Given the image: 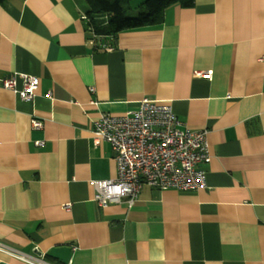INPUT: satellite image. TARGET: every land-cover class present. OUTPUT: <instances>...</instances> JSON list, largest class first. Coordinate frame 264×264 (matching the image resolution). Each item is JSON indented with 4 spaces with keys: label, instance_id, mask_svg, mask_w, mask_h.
I'll use <instances>...</instances> for the list:
<instances>
[{
    "label": "crops",
    "instance_id": "crops-1",
    "mask_svg": "<svg viewBox=\"0 0 264 264\" xmlns=\"http://www.w3.org/2000/svg\"><path fill=\"white\" fill-rule=\"evenodd\" d=\"M89 10L0 2V81L38 78L30 101L0 85V244L51 264H264V0L173 4L114 37L93 36ZM145 98L207 130L206 186L100 208L91 181L117 170L93 122Z\"/></svg>",
    "mask_w": 264,
    "mask_h": 264
},
{
    "label": "built area",
    "instance_id": "built-area-1",
    "mask_svg": "<svg viewBox=\"0 0 264 264\" xmlns=\"http://www.w3.org/2000/svg\"><path fill=\"white\" fill-rule=\"evenodd\" d=\"M0 85L19 99L30 101L38 78L25 75L17 87L16 78L8 77ZM31 123L34 128L41 127L37 119ZM93 133L96 143L105 141L111 146L117 170L113 179L91 181L93 200L100 208L113 203L131 207L144 186L179 191L206 186L201 165L211 159L207 130L189 129L166 102L145 98L136 109L122 115L103 113L93 122ZM35 144L44 146L43 141ZM0 252L25 264H51L44 255H26L2 244Z\"/></svg>",
    "mask_w": 264,
    "mask_h": 264
},
{
    "label": "trees",
    "instance_id": "trees-1",
    "mask_svg": "<svg viewBox=\"0 0 264 264\" xmlns=\"http://www.w3.org/2000/svg\"><path fill=\"white\" fill-rule=\"evenodd\" d=\"M3 0H0V2ZM131 0H86L90 10L86 21L96 37H114L119 32L157 24L164 9L173 4L190 6L193 0H144L131 8Z\"/></svg>",
    "mask_w": 264,
    "mask_h": 264
},
{
    "label": "rangeland",
    "instance_id": "rangeland-1",
    "mask_svg": "<svg viewBox=\"0 0 264 264\" xmlns=\"http://www.w3.org/2000/svg\"><path fill=\"white\" fill-rule=\"evenodd\" d=\"M143 2L144 0H131L129 1L128 6L131 8H136L137 6H140Z\"/></svg>",
    "mask_w": 264,
    "mask_h": 264
}]
</instances>
